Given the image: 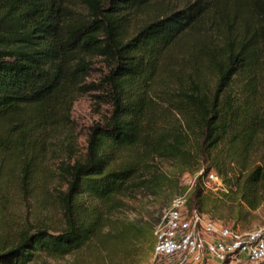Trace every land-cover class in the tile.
<instances>
[{
  "label": "trees",
  "instance_id": "obj_1",
  "mask_svg": "<svg viewBox=\"0 0 264 264\" xmlns=\"http://www.w3.org/2000/svg\"><path fill=\"white\" fill-rule=\"evenodd\" d=\"M97 58L107 71L87 83ZM263 73L264 0H0V159L25 178L47 139L68 130L77 97L102 91L110 105L89 128L81 160L61 166L63 227L23 231L10 243L0 236V264L110 251L141 234L106 221L125 190L155 193L166 181L156 171L135 181L147 159L214 171L223 196L240 187L227 167L250 152ZM261 180L259 167L244 177L248 206ZM203 194L196 184L189 210L201 212Z\"/></svg>",
  "mask_w": 264,
  "mask_h": 264
},
{
  "label": "rangeland",
  "instance_id": "obj_2",
  "mask_svg": "<svg viewBox=\"0 0 264 264\" xmlns=\"http://www.w3.org/2000/svg\"><path fill=\"white\" fill-rule=\"evenodd\" d=\"M93 63L87 83L97 84L107 69L101 59H93ZM260 80L264 81V73ZM263 87L260 82L258 91L262 92ZM156 90L158 93V89ZM103 95L102 91L91 90L76 98L71 108L68 130L47 139L41 156L30 162L27 177L24 178L23 169L19 165L0 159V236L6 243L15 241L23 231L38 228L55 231L63 227L59 193L65 190L66 183L61 166L63 163L81 160L86 152L89 128L108 118L110 105ZM262 107L259 104L257 117L250 119L254 122L253 126L258 125V129L249 154L243 163L233 160L227 167L226 178L234 181L236 177H240V187L227 196L202 189L203 195L209 196V201L204 204L201 212L223 226L242 232L264 231V180L255 189V200L251 206L245 202L248 188L244 181V177L256 167L260 168L261 173L264 172ZM169 117V122L177 126L179 120L171 113ZM34 164L38 165L37 170L34 169ZM201 166L209 167V163L203 161ZM152 171L166 176L164 184L155 193L139 187L125 190L116 200L120 206L111 210L106 221L108 225L114 226L132 223L141 230V234L129 239L125 245L119 241L113 242L110 251V246L104 249L89 246L63 258L42 256L31 264H149L153 258L154 231L161 222L163 209L175 195L187 193L188 201L193 200L191 195L194 190H189L183 181L184 176L192 174V171H182L177 162L165 159H147L135 181L147 178V173ZM241 193H244L243 197ZM216 198L220 204L214 207L212 201ZM221 201L226 207H221ZM203 264H264V260L253 263L239 258L220 263L209 259Z\"/></svg>",
  "mask_w": 264,
  "mask_h": 264
},
{
  "label": "built area",
  "instance_id": "obj_3",
  "mask_svg": "<svg viewBox=\"0 0 264 264\" xmlns=\"http://www.w3.org/2000/svg\"><path fill=\"white\" fill-rule=\"evenodd\" d=\"M189 190L199 184L211 193H227L214 171L199 169L183 178ZM187 193L175 195L162 211L154 231L153 258L149 264H203L205 260L223 263L243 258L249 262L264 260V231L242 232L223 226L206 214L187 207Z\"/></svg>",
  "mask_w": 264,
  "mask_h": 264
}]
</instances>
